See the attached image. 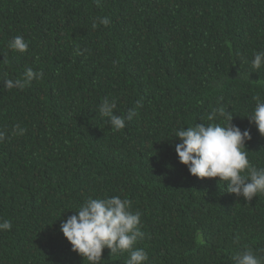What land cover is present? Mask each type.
<instances>
[{
	"label": "trees",
	"instance_id": "16d2710c",
	"mask_svg": "<svg viewBox=\"0 0 264 264\" xmlns=\"http://www.w3.org/2000/svg\"><path fill=\"white\" fill-rule=\"evenodd\" d=\"M96 17L111 23L94 29ZM17 35L27 52L8 48ZM261 50L264 0H0V220L12 222L0 264H87L59 219L105 195L143 213L147 264H233L243 245L264 256V194L248 202L219 178L192 176L174 148V131L202 123L223 97L251 130L250 162L264 167V136L247 118L264 99V67H251ZM26 67L43 78L6 89ZM106 97L117 114L139 115L113 131L99 115ZM17 124L24 135H12Z\"/></svg>",
	"mask_w": 264,
	"mask_h": 264
},
{
	"label": "clouds",
	"instance_id": "9594fccd",
	"mask_svg": "<svg viewBox=\"0 0 264 264\" xmlns=\"http://www.w3.org/2000/svg\"><path fill=\"white\" fill-rule=\"evenodd\" d=\"M103 0H96L102 6ZM97 23L108 26L111 21L107 17H96L92 28ZM8 48L14 52L28 51L29 44L22 36H15L8 42ZM76 54L81 55L79 47ZM251 67L259 70L264 67V50L254 52ZM43 78L42 71H34L26 67L23 74L16 78H6L4 87L8 90L28 87L34 79ZM217 86H222L218 84ZM256 105L247 116L250 124L256 126L264 136V99L254 97ZM223 97L217 101L202 123H194L188 127H180L174 131V144L179 162L186 165L189 173L200 179L219 178L218 183L225 186V192L242 197L251 202L254 197L264 194V167H257L249 160L246 142L252 140L250 129H241L233 123L234 115L223 103ZM143 107V98L136 102V108ZM116 100L104 98L99 105V115L107 118L113 131H122L126 121H130L139 113L130 109L126 114H117ZM12 135H24L26 129L19 124L14 125ZM7 137L0 130V143ZM248 149V148H247ZM140 210H133L132 201L120 195L87 197L79 204L76 211L67 219H59V230L71 244V250L77 253L87 264H101L103 252L110 250V255L127 253L124 264H147L149 256L143 248L137 247L144 240ZM12 222L0 220V231H10ZM239 237H237V241ZM248 245H243L232 255L233 264H264V256L258 254Z\"/></svg>",
	"mask_w": 264,
	"mask_h": 264
}]
</instances>
